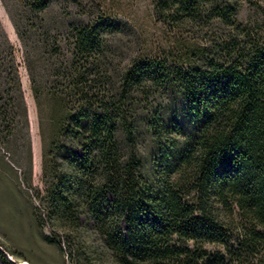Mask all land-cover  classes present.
<instances>
[{"label": "trees", "instance_id": "1", "mask_svg": "<svg viewBox=\"0 0 264 264\" xmlns=\"http://www.w3.org/2000/svg\"><path fill=\"white\" fill-rule=\"evenodd\" d=\"M199 1L180 0L202 40L176 43L170 67L140 62L123 78L124 93L131 81L161 85L181 110L144 124L155 132L149 160L121 163L115 112L85 141L86 111L67 115L83 155L64 151L76 175L58 173L43 218L77 228L84 214L117 264H264V5L243 16ZM105 26L78 37L82 47L99 54Z\"/></svg>", "mask_w": 264, "mask_h": 264}, {"label": "rangeland", "instance_id": "2", "mask_svg": "<svg viewBox=\"0 0 264 264\" xmlns=\"http://www.w3.org/2000/svg\"><path fill=\"white\" fill-rule=\"evenodd\" d=\"M164 1L0 0V251L11 263L117 264L98 226L85 223L84 214L77 228L56 214L53 223L43 215L58 173H75L64 151L83 155L68 114L86 111L88 131L80 135L85 141L92 127L115 112L122 164L128 156L149 160L154 152L155 132L145 123L180 116L161 85L131 81L121 90L135 64L158 60L170 67L178 57L172 54L176 43L202 40L204 32L190 23L180 0ZM199 3H231L244 16L264 0ZM103 24L102 51L84 49L78 37ZM81 67L86 75L80 78ZM100 153L97 146L94 154Z\"/></svg>", "mask_w": 264, "mask_h": 264}, {"label": "bare ground", "instance_id": "3", "mask_svg": "<svg viewBox=\"0 0 264 264\" xmlns=\"http://www.w3.org/2000/svg\"><path fill=\"white\" fill-rule=\"evenodd\" d=\"M21 264H30V263L25 261V262H22Z\"/></svg>", "mask_w": 264, "mask_h": 264}, {"label": "water", "instance_id": "4", "mask_svg": "<svg viewBox=\"0 0 264 264\" xmlns=\"http://www.w3.org/2000/svg\"><path fill=\"white\" fill-rule=\"evenodd\" d=\"M8 258H10V257H8ZM10 260H11V258H10ZM12 261V260H11Z\"/></svg>", "mask_w": 264, "mask_h": 264}]
</instances>
